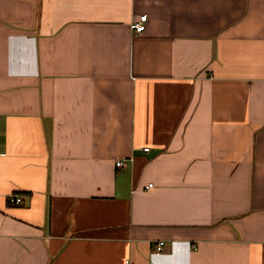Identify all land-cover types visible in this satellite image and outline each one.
<instances>
[{
    "label": "crops",
    "instance_id": "crops-1",
    "mask_svg": "<svg viewBox=\"0 0 264 264\" xmlns=\"http://www.w3.org/2000/svg\"><path fill=\"white\" fill-rule=\"evenodd\" d=\"M0 264H264V0H0Z\"/></svg>",
    "mask_w": 264,
    "mask_h": 264
},
{
    "label": "built area",
    "instance_id": "built-area-1",
    "mask_svg": "<svg viewBox=\"0 0 264 264\" xmlns=\"http://www.w3.org/2000/svg\"><path fill=\"white\" fill-rule=\"evenodd\" d=\"M145 20H146V14H141L139 15L138 18L136 19H133L130 23V27L131 29L137 31V32H140L142 30H144L145 28ZM143 149H148V147H143ZM116 165H120L122 164V161L121 160H117L116 162ZM152 185V183H149L148 186ZM9 199L15 203H19L21 201V198L20 196H17V195H9ZM163 240H158L157 243H156V249L159 250L162 248L163 246Z\"/></svg>",
    "mask_w": 264,
    "mask_h": 264
}]
</instances>
